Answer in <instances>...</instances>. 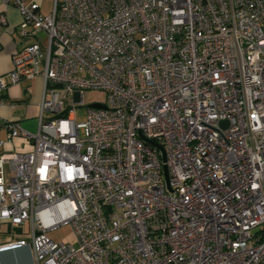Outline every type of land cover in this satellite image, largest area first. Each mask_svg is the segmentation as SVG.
I'll return each instance as SVG.
<instances>
[{
	"label": "built area",
	"instance_id": "obj_1",
	"mask_svg": "<svg viewBox=\"0 0 264 264\" xmlns=\"http://www.w3.org/2000/svg\"><path fill=\"white\" fill-rule=\"evenodd\" d=\"M0 1L19 12V37L46 36L0 75V93L44 80L36 131L5 125L32 145L0 154V229L27 224L30 239L0 252L28 246L34 264H264V0H52L47 14ZM86 89L105 92L104 107L76 122ZM65 224L71 240L54 242Z\"/></svg>",
	"mask_w": 264,
	"mask_h": 264
},
{
	"label": "crops",
	"instance_id": "obj_2",
	"mask_svg": "<svg viewBox=\"0 0 264 264\" xmlns=\"http://www.w3.org/2000/svg\"><path fill=\"white\" fill-rule=\"evenodd\" d=\"M39 4V11L47 14L52 5V0H32ZM49 4L46 6V4ZM0 13H4L6 24L0 25V75L4 76L11 69V56L22 46L39 40V31L34 37L21 38L16 31L21 21L17 9L11 5H5L0 1ZM44 34V33H43ZM44 43L43 41H40ZM7 79V78H6ZM44 91V80L41 75L21 79L15 84H8L0 93V154L9 152L30 151L32 142L21 135L13 138L7 137L6 123L13 121L23 129L35 132L38 125L39 104ZM48 118L50 115L45 114ZM8 228L9 225L4 223ZM14 237L2 232L0 229V242ZM0 264H34L33 257L28 246L0 252Z\"/></svg>",
	"mask_w": 264,
	"mask_h": 264
},
{
	"label": "rangeland",
	"instance_id": "obj_3",
	"mask_svg": "<svg viewBox=\"0 0 264 264\" xmlns=\"http://www.w3.org/2000/svg\"><path fill=\"white\" fill-rule=\"evenodd\" d=\"M49 4L47 3L46 6ZM38 37L40 41L45 42L46 36L43 33H39ZM72 98V97H71ZM106 99V94L105 92L101 90H95V89H86L83 91V105L80 107H77L75 109V121L76 122H81L84 120L85 116V111L87 109V106H89L92 103H103ZM65 105L67 104V99L64 100ZM2 232L11 234L14 237H21L25 239H30V232L28 225H22L17 228H8L7 226L3 225L1 227ZM49 237L54 241V242H68L72 238L71 234V229L70 227L65 224V225H60L57 226L56 228L52 229L48 233Z\"/></svg>",
	"mask_w": 264,
	"mask_h": 264
},
{
	"label": "water",
	"instance_id": "obj_4",
	"mask_svg": "<svg viewBox=\"0 0 264 264\" xmlns=\"http://www.w3.org/2000/svg\"><path fill=\"white\" fill-rule=\"evenodd\" d=\"M89 106H91V107H96V108H102V107H104V105H103V104H100V103H92V104H90ZM221 124H226V121H221ZM140 137H141L145 142H147V143H149V144H151V145H153V146H155V147L161 149V147L158 146L154 141L147 139L146 137H144V136L141 135V134H140ZM163 175H164V179H165V181L167 182L168 177H167V171H166V168H165V167L163 168Z\"/></svg>",
	"mask_w": 264,
	"mask_h": 264
}]
</instances>
